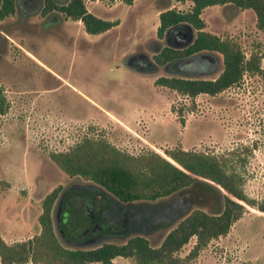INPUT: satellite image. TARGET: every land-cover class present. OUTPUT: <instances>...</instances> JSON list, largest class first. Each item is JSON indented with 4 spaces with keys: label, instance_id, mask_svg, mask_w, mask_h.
<instances>
[{
    "label": "rangeland",
    "instance_id": "1",
    "mask_svg": "<svg viewBox=\"0 0 264 264\" xmlns=\"http://www.w3.org/2000/svg\"><path fill=\"white\" fill-rule=\"evenodd\" d=\"M166 1L84 0L89 11L116 23L90 33L80 19L64 17L62 27L68 39L60 35L59 25L44 22L28 28L16 24L15 15L0 20V93L7 103L0 113V234L8 243L39 229L44 198L56 188L51 210L54 228L69 247L120 242L136 232L158 245L183 217L157 231H132L95 242L70 241L60 228L62 194L71 193L72 204L79 202L76 194L63 190L85 178L65 172L51 153L68 150L84 137L104 138L134 155L157 152L171 159L167 150L174 147L223 155L227 167L242 177L247 196L257 202L263 198L264 31L256 27L249 9L206 6L201 13L204 29L234 39L246 57L259 53L262 73L245 71L239 83L218 93L189 97L155 82L159 76L172 74L163 66L147 74L130 67L125 59V53L137 46L152 56L150 39L166 44L156 30L161 10L185 11L192 6L190 0ZM193 32H197L195 27ZM212 53L220 61L217 71L177 74L216 76L222 70V55ZM178 195L174 192L156 200ZM215 203L216 198L207 196L204 201H192L189 209L215 211ZM243 204L242 215L229 231L210 239L197 256L183 264H264V211ZM194 242L192 236L175 255L184 256ZM110 264L136 263L131 256L119 255Z\"/></svg>",
    "mask_w": 264,
    "mask_h": 264
},
{
    "label": "trees",
    "instance_id": "2",
    "mask_svg": "<svg viewBox=\"0 0 264 264\" xmlns=\"http://www.w3.org/2000/svg\"><path fill=\"white\" fill-rule=\"evenodd\" d=\"M124 1L131 3L133 0ZM190 1L192 6L185 11L172 7L161 10L157 34L164 37L167 28L188 24L196 28L195 37L185 46L163 45L153 53L152 59L157 64H164L195 52H218L222 55L223 68L213 77L171 74L159 76L155 82L195 97L199 93L215 94L239 83L245 71L262 73L259 53L251 52L246 57L234 39L222 38L205 30V20L201 13L206 6L213 4H220L224 9L231 7L235 11L249 9L254 15L256 27L264 31V0ZM52 7H57L66 17L80 19L90 33L105 31L116 23L89 11L84 0H68L59 6L48 2L43 11ZM13 12V0H3L0 20ZM131 66L139 71H147L136 64ZM207 73L210 72L204 74ZM6 107L5 98L0 93V113H4ZM167 153L172 160L157 152L134 155L104 138L84 137L68 150L52 152L51 158L65 172L81 173L93 179L112 191L110 193L121 201L156 200L183 188L196 186L203 189L208 197L216 198L217 210L192 209L183 215L158 245H152L145 235L136 233L120 242L104 241L92 247H69L61 242L54 228L51 210L57 196L56 188L44 198L38 216L39 229L34 234L11 243L0 234V264L29 261L44 264H110L119 255L133 257L136 264H183L197 256L210 239L229 231L233 222L243 213V202L264 211V195L259 202L247 196L242 186V177L227 167L223 155L182 147L168 149ZM201 177L213 181L226 192H220L216 188L218 186H213ZM76 197L80 199L76 204L70 202L69 196L63 199L59 212L60 228L70 241H86L83 230L87 213L82 197L78 194ZM70 205L71 210L68 209ZM66 210L70 212L66 213ZM63 213L66 218H63ZM192 236H195V242L189 251L184 256L175 255Z\"/></svg>",
    "mask_w": 264,
    "mask_h": 264
},
{
    "label": "flooded vegetation",
    "instance_id": "3",
    "mask_svg": "<svg viewBox=\"0 0 264 264\" xmlns=\"http://www.w3.org/2000/svg\"><path fill=\"white\" fill-rule=\"evenodd\" d=\"M2 1L3 0H0V6ZM67 1L68 0H13L14 12L9 15H15L16 24L28 28H36L37 26H41L44 22L54 27L59 25L62 32L60 35L68 39L70 35L62 27L63 18L68 17L62 14L57 7H52L45 12L43 11L48 2H52L59 6ZM35 15H40V17L38 19H31L32 16ZM168 30L170 31L168 32ZM181 30L189 29L184 25H179L175 28H167L164 34L166 44L175 46L174 44L179 42L180 37L183 35ZM150 44L149 46H151L150 48H152L153 53H156L158 48L163 46L157 39H150ZM210 54L214 56V60L201 52H195L175 58L170 62L167 61L164 64H157L152 59V56L137 46L133 51L127 54L125 53V59L130 67H132L131 64H136L139 68H144V70L147 69V71H140L147 74L155 73L159 69V66H163L165 71H169L172 74L182 72L198 74L217 71L219 69L220 61L218 57L213 53ZM168 64H170V67ZM74 174H78L85 179L74 180L64 188L63 192L78 194L83 199L87 213L85 229L83 230L84 240L95 242L104 237H122L132 231H157L168 223V220L160 217V208L164 206L168 199L156 200L157 202H153L155 200L121 201L110 193L112 191L93 179L81 173ZM177 192H186V196L198 195L199 201H204L207 197L204 193L205 191L196 186H189ZM69 194L71 195V193H63L62 196L65 198Z\"/></svg>",
    "mask_w": 264,
    "mask_h": 264
},
{
    "label": "water",
    "instance_id": "4",
    "mask_svg": "<svg viewBox=\"0 0 264 264\" xmlns=\"http://www.w3.org/2000/svg\"><path fill=\"white\" fill-rule=\"evenodd\" d=\"M189 30H181L182 36L179 42L174 44L175 46H185L189 44L194 38L193 27L191 25H186ZM202 54L215 59L210 52H201ZM177 197L168 198L163 207H161L160 217L168 220V224L172 223L176 219L180 218L184 214L190 211L191 202H198V195L186 196V192H178Z\"/></svg>",
    "mask_w": 264,
    "mask_h": 264
},
{
    "label": "crops",
    "instance_id": "5",
    "mask_svg": "<svg viewBox=\"0 0 264 264\" xmlns=\"http://www.w3.org/2000/svg\"><path fill=\"white\" fill-rule=\"evenodd\" d=\"M31 236V235H30ZM29 237V236H28ZM96 263H98V262H96Z\"/></svg>",
    "mask_w": 264,
    "mask_h": 264
}]
</instances>
